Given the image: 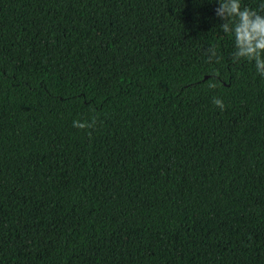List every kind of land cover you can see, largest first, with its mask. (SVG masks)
<instances>
[{"label": "trees", "instance_id": "trees-1", "mask_svg": "<svg viewBox=\"0 0 264 264\" xmlns=\"http://www.w3.org/2000/svg\"><path fill=\"white\" fill-rule=\"evenodd\" d=\"M214 6L0 0V264H264V78Z\"/></svg>", "mask_w": 264, "mask_h": 264}, {"label": "clouds", "instance_id": "clouds-1", "mask_svg": "<svg viewBox=\"0 0 264 264\" xmlns=\"http://www.w3.org/2000/svg\"><path fill=\"white\" fill-rule=\"evenodd\" d=\"M213 15L221 21L219 29L223 33L230 34L233 39V50L229 54L232 63L238 64L246 60L254 66L255 73L264 78V0H258L257 8L242 5V0H214ZM217 53L213 47L206 50L205 60L212 61ZM215 77L216 73H211ZM217 83L210 80L209 88H215ZM212 103L221 111L224 109V101L218 97H212ZM97 124L95 115L87 120L73 119L72 127L77 129H92Z\"/></svg>", "mask_w": 264, "mask_h": 264}, {"label": "water", "instance_id": "water-1", "mask_svg": "<svg viewBox=\"0 0 264 264\" xmlns=\"http://www.w3.org/2000/svg\"><path fill=\"white\" fill-rule=\"evenodd\" d=\"M204 77H206V75H204Z\"/></svg>", "mask_w": 264, "mask_h": 264}]
</instances>
